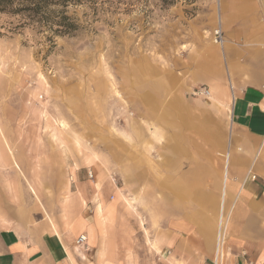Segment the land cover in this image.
Here are the masks:
<instances>
[{"label":"rangeland","instance_id":"rangeland-1","mask_svg":"<svg viewBox=\"0 0 264 264\" xmlns=\"http://www.w3.org/2000/svg\"><path fill=\"white\" fill-rule=\"evenodd\" d=\"M219 3L233 21L248 13L264 19V0H56L36 15L0 13V226L51 221L61 228L76 173L98 154L110 161L121 193L122 243L133 252L126 257H153L139 217L152 241L168 216L158 212V178L173 177L174 138L163 104L144 95L160 92L159 77L184 78L193 61L225 70L222 52L209 60L202 40L217 27ZM60 13L75 31L53 35ZM201 90L186 93L191 103L207 98ZM131 125L144 129L141 138ZM126 196L136 198L133 209L123 207Z\"/></svg>","mask_w":264,"mask_h":264},{"label":"crops","instance_id":"crops-1","mask_svg":"<svg viewBox=\"0 0 264 264\" xmlns=\"http://www.w3.org/2000/svg\"><path fill=\"white\" fill-rule=\"evenodd\" d=\"M219 9L224 44L212 43L213 30L202 40L209 60L222 52L225 70L214 73L208 60L193 61L184 78L159 77L160 92L144 95L163 104L174 138L167 166L173 177L158 178V212L168 216L159 220L152 241L139 217L153 257H126L133 252L122 243L121 193L110 161L91 154L76 173L61 228L51 221L1 224L0 264H214L223 237L221 264H264V19L248 13L236 22L222 3ZM201 88L209 97L191 103L186 95ZM131 131L141 138L144 129L131 125ZM150 133L158 138L160 132ZM164 185L172 196L165 198ZM135 200L126 196L123 207L133 209ZM80 236L85 241L77 244Z\"/></svg>","mask_w":264,"mask_h":264},{"label":"trees","instance_id":"trees-1","mask_svg":"<svg viewBox=\"0 0 264 264\" xmlns=\"http://www.w3.org/2000/svg\"><path fill=\"white\" fill-rule=\"evenodd\" d=\"M35 1V2H34ZM56 0H0V13L21 14L23 11H31L36 15L38 7L41 5L47 6ZM60 0H57V2ZM163 3L173 2V0H161ZM25 2L27 5L34 4L32 8L26 6L25 8L15 7L17 4ZM31 15V14H29ZM31 17H34L31 15ZM59 28L53 31V35H68L76 30V25L70 22V18L63 13L58 16Z\"/></svg>","mask_w":264,"mask_h":264},{"label":"built area","instance_id":"built-area-1","mask_svg":"<svg viewBox=\"0 0 264 264\" xmlns=\"http://www.w3.org/2000/svg\"><path fill=\"white\" fill-rule=\"evenodd\" d=\"M225 40L224 38V33L223 30L221 29V27L219 26V24H217V27L213 30V42L215 44H221L223 43ZM201 94L203 95H207V90L206 89H202L200 91ZM85 241V237L84 236H80L77 240L76 243L80 244L82 242ZM225 245V238L223 237V239L219 242V250H218V255H217V259L215 260L214 264H221V261H223L224 258V252H223V248Z\"/></svg>","mask_w":264,"mask_h":264},{"label":"bare ground","instance_id":"bare-ground-1","mask_svg":"<svg viewBox=\"0 0 264 264\" xmlns=\"http://www.w3.org/2000/svg\"><path fill=\"white\" fill-rule=\"evenodd\" d=\"M219 10H220V9H219ZM217 19H218V22H217V23H218V24H219V26L221 27V24H220V23H221V18L218 16V18H217ZM221 29H222V28H221ZM213 30H214V29H213ZM211 37H212V39H211L212 43H213V44H215V43L213 42V31H212ZM223 44H224V42H223V43H221V44L219 43V44H215V45H217V46L221 47ZM207 92H208V93H207V95H208V97H209V95H210V92H209V90H208ZM62 127H63V126H62ZM72 179H73V178H72ZM70 180H71V179H70ZM72 181H73V180H71V182H72ZM33 195H34V194H33Z\"/></svg>","mask_w":264,"mask_h":264}]
</instances>
